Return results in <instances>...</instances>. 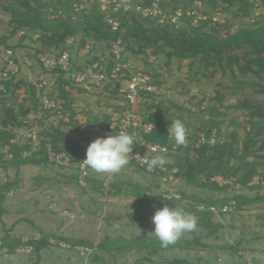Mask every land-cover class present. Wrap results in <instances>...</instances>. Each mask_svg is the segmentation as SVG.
Segmentation results:
<instances>
[{
    "label": "rangeland",
    "instance_id": "1",
    "mask_svg": "<svg viewBox=\"0 0 264 264\" xmlns=\"http://www.w3.org/2000/svg\"><path fill=\"white\" fill-rule=\"evenodd\" d=\"M10 1L12 0H0V40L5 36L8 37L16 25L12 20L13 16L4 9V6ZM44 1L48 2L49 0ZM69 1H71L69 9L67 7L58 9L65 11L64 17L71 12L72 18H76L75 23H78L80 15L84 12L101 9L107 17H111L114 11L120 9L127 11L126 6L128 5L129 11L133 10L132 13L136 14L138 18L140 17L139 19L142 21H144L142 16L149 19L159 17L158 22H163L167 17H171V22L179 26L185 21L177 20L175 14L179 16L181 13L180 17H184L186 13L188 14V10L197 11L199 13L195 18L199 19V15H203L204 9H210V5L208 6L207 3L201 5V2L196 3V0L195 2L192 0ZM176 3L180 5L185 3L191 8H187V12H184L181 6L176 10L180 12L176 13L173 11ZM161 5H166V9H163ZM237 10L235 7L233 10L226 11L224 17H220L222 22L228 19L233 24L232 30H236L239 26L251 25L257 20L255 15L249 19L235 18L234 11ZM52 11L53 8L49 7L48 16L50 18L48 17V19L55 17ZM111 21L114 26L120 24L119 20ZM50 23L52 21H49ZM23 34L24 31L20 30L10 37L9 45H18ZM29 35H31V39L22 40V44L17 48L6 49L5 46H0L2 66L10 71L11 76L18 73V79L31 81L35 86L41 88L46 85L43 96L52 95L54 101L61 99L57 103V111L62 110L64 104V100L61 98L62 88L68 91L69 104L72 110L77 112L76 119L84 124L97 116H105L116 103L120 102L117 99L122 94L117 93L114 86L94 87L91 85L87 88L83 85L80 87L76 85L78 82L72 75L67 72L62 78L59 72L46 73L48 68L35 58V47L44 50L39 54L40 59L49 55V47L40 40L38 32L29 33ZM82 38V34L79 33L68 38L64 44V50H68L73 58L71 71L75 74L78 73L77 69H86L89 60L95 57H104L109 52V49H101L102 45L96 49L92 47L90 51L91 39L83 48ZM61 49L57 50L61 51ZM127 64L133 71L145 72L151 80L157 81L153 84L155 88H159L158 93L163 99L162 101L169 107H173L175 104L190 109L189 113L186 110L173 107L174 112L177 113L175 118H179L184 123L187 131L192 129L193 134L202 122H209L211 117L204 111L215 103V100L209 97L214 95L215 91H220L225 97L220 111H226V114H218L215 111L213 118L219 121L223 137L228 136L234 130L237 131L236 145L239 147L242 145L248 118L244 112L234 111L227 106L236 104L244 96L251 99L264 98L255 92L253 85L245 83L244 80L235 82L229 77H222L221 73L213 74V67H210L209 70H202L198 59H186L181 62L173 59L168 62L164 58L156 57L151 50H147L145 54L129 52ZM120 82H122L123 89L128 88L127 81ZM80 88L83 90H79ZM26 89L29 87H23L15 96L13 94L7 96L5 98L7 105L15 108L20 106L26 96ZM144 98L146 99L145 94ZM202 101L205 102L202 103ZM46 106L43 102L37 116L33 114L34 118L27 117L25 119H29V123L33 127L24 126L21 129H16L17 137L13 139V142L25 145L32 141L35 147L40 142L41 126L48 129L60 124L62 113L56 114L57 111H50L51 108ZM65 109L67 114L64 120L70 121L72 110H68V107ZM63 127L65 130L71 128L68 125ZM216 131L215 129L213 134L215 139L213 138L210 143L216 140ZM82 143L85 144V141L82 140ZM2 151L7 153L6 157H11V153L8 152L9 146L2 148ZM48 151L51 157H54L55 150L51 146L48 147ZM56 161H53L57 163L55 165H24L19 172L15 168H10L9 175L0 166V181L10 180L16 184L6 193V197L0 203V245L5 238L10 242L21 239L22 242L27 243L45 237V235L49 237L51 243L50 246L42 250L40 256L33 249L31 251L22 250L25 244L17 247L14 252H10L7 246H2L0 247V264H173L176 257L185 259L183 264H245V261L246 264H264V189L257 191L246 188L245 193L251 194L253 197L256 193H260L263 198H259L260 200L245 206L238 212H231L236 208L234 207L228 209L229 212L225 216H220L221 209L216 207L214 209L215 216L216 218L221 217L225 225L215 234H207V228L199 225L202 219L196 210L203 208L202 201L217 199L234 192H219L191 186L174 174H171L173 175L171 179L167 181L160 179V181L159 178L156 179L133 168L123 169L116 175L97 174L89 168L83 169L80 166L82 162L78 164L69 162L64 165ZM173 161L175 159L171 158V162ZM257 161H261V158H255V162ZM260 169L264 172V168L260 166ZM177 170L178 168L175 167L173 173ZM257 176L259 175H256L251 183L259 184L261 182L264 185V180H260V176ZM234 180L236 179L234 178ZM138 183L141 188L151 186L152 190L147 193L148 195L152 193L151 197L158 201L164 202V199L168 197L181 199L179 200L180 208L195 218V229L185 232L175 244L162 248L163 250L157 253L149 254V250L152 249L149 246L138 250L133 243L138 234L149 236L160 244L152 233L155 226L151 218L155 211L164 205L160 202H153L154 200L150 201L148 198H139L137 190L134 188ZM228 206L230 207L232 204ZM198 236L201 242L196 241ZM69 238L83 242L73 248L72 242L67 240ZM102 242L110 246L120 245L123 250L105 252L99 248V244ZM230 245L236 246V248L233 249Z\"/></svg>",
    "mask_w": 264,
    "mask_h": 264
},
{
    "label": "trees",
    "instance_id": "2",
    "mask_svg": "<svg viewBox=\"0 0 264 264\" xmlns=\"http://www.w3.org/2000/svg\"><path fill=\"white\" fill-rule=\"evenodd\" d=\"M193 1L195 2V0ZM202 1L205 4L207 3L208 6L210 5V9L203 10L207 18H199L197 23H193L196 15L191 16L186 13L185 16L183 15L184 17H180L183 22L185 21L184 24L178 26L171 22V17H167L163 22H158L159 17L149 19L142 16L141 18L144 20L142 21L139 19L140 17L138 18L136 14L132 13L133 10L123 11V9L114 11L111 17H107L101 9H93L90 12L82 13L78 23H75L76 18H72L73 14L71 12L64 17L63 13L65 11H59L58 9L59 7H67L69 9L71 6V1L69 0H49L48 2L44 0H15L13 2L12 0L4 6V9L13 16L12 20L16 25L8 37L1 38L0 46L3 45L6 49L17 48V46L19 47L22 44V40L31 39L29 33L38 32L40 40L49 47L48 52L50 54H59L64 50V44L68 38L81 33L83 36L81 40L83 48L87 45L88 40L91 39L90 51L92 47L96 49L99 45L103 46L101 49H109V52L104 57H95L89 60L87 68L93 67L95 63H98L99 66L95 68L96 70L102 72L107 70L110 73L114 64L113 45L118 40H121L122 45L125 47L123 54L126 62L129 52L145 54L147 50H151L156 57L159 59L164 58L168 62L173 59L180 62L186 59H198L202 70H209L210 67H213V74L216 72L221 73L222 77H229L235 82L244 80L245 83H250L254 86L256 93L264 96V0H259V2L258 0ZM149 4L151 3L149 2ZM161 6L166 9V5ZM181 6L184 12H187V8H191L185 3L181 5L176 3L173 11L175 12ZM220 6L221 8H219ZM49 7L53 8L52 14L55 17L52 19H48ZM139 7L141 8V4ZM235 7L238 9L234 11L235 18L249 19L255 15L257 18L255 23L248 26H239L236 30H232L233 24L228 19L224 22L214 19L215 15L224 17L226 11L233 10ZM111 20H119L120 24L115 28ZM49 21H52V23L49 24ZM20 30L24 31L21 41L18 42V45H9V38ZM59 48H62L61 51L57 50ZM35 49V58L43 64L39 54L44 50L39 47H35ZM71 60H73L72 56ZM87 68L77 69V72H84ZM131 70H126L125 79L130 77ZM57 72L60 73L61 78L66 73L60 67L46 70L48 74ZM17 74H14L11 78H2L0 80V166L3 167L8 175L10 168H15L19 172L24 165L47 166L57 164L49 159V146L57 152H67L70 155V162L78 164L86 157L88 145L97 137L116 135L115 129L111 128V124L114 121L112 111H109L103 117L97 116L87 121V124H84L76 119L77 112L72 110L69 104L68 91L62 88L63 94L61 98L64 100L62 110L57 111V103L61 99L56 98L55 106L49 109L50 111H57L55 112L56 114L62 113L60 124L48 129L41 126L42 130L39 131L40 142L35 147L32 141L25 145L13 142V139L17 137L16 129H21L24 126L33 127L29 123L30 120L25 119L27 117L34 118L33 114L37 116L41 111L40 107L43 106L44 102L42 100L43 90L47 87L44 85L41 88L35 86L31 81L18 79ZM152 81L157 83L154 79ZM121 84L122 82L120 81L116 82L107 79L101 85L89 82L76 85L80 87L84 85L87 88L91 85L94 87L102 85L114 86V90L122 95L117 99L120 102L116 103L113 108L122 111L126 107V105L121 104L126 100V93L121 91ZM1 85L4 87L2 88ZM27 86L29 89H26V96L20 106L15 108L7 105L5 101L7 96L10 94L15 96L23 87ZM158 89L152 92L142 91L146 95L144 104L149 110L145 114L144 120L153 124L152 131L146 137L154 142L168 145L170 153L167 157L175 159L172 163H168L169 171L167 172L173 173L174 168L177 167L178 170L173 174L186 181L188 185L219 192H234L231 195H224V197H218L217 199L202 201L201 205L203 208L196 210L202 219L199 225L207 228V234H215L225 225L221 217L216 218L214 213L216 207L221 209L220 212L222 213L220 216H225L229 211H222V208L231 204V201L236 202V208L231 211L234 213L242 210L245 206L252 205L260 200L259 198H263L260 193H256L253 197V195L245 193L244 190L246 188L257 191L264 189V185L261 182L259 184L251 183L256 175L260 176V180H264V172L260 169V166L264 168V98L251 99L248 96H244L236 104L227 106V108L234 109V111L240 110L244 112L248 118V125L244 129L245 135L241 147L236 145L237 131L234 130L228 136L223 137L219 121L213 118L215 111L218 114H226V111H220V106H223L225 97L220 91H215L214 95L209 97L215 100V103L204 111L211 117L209 122H202L194 134L192 129L187 131V145L174 148L175 143L169 136L168 128L172 121L179 118H175L177 113L176 111L174 112L173 107L183 111L186 110L189 113L191 111L175 104L173 107H169L167 103L162 101L163 99H161ZM79 90L82 91L83 88ZM49 99H54V97L49 95ZM204 102L202 101V103ZM65 107H68V110H72L70 121L64 120L67 114ZM64 125H68L71 128L65 130ZM215 129L217 130L216 140L212 144L210 139L213 137ZM202 134H205L203 142L200 140ZM82 140L85 141V144L82 143ZM5 146H9L8 152L11 153V157H6L7 153L2 151ZM255 158H261V161H257V163ZM127 168L136 169L156 179L159 178V180L165 174L161 169H157L156 173H148L144 166H141L131 158L129 165L125 169ZM216 175H220L224 179L235 178L236 180L221 185L219 182L212 180V177ZM15 186L16 184L10 180L0 181V203L6 197V193ZM134 188L137 190V196L141 199L148 198L150 201L154 200L153 202L167 204L170 207H180L179 200L181 199L168 197L164 199V202H161V200L158 201V199L151 197L152 193L148 195L147 192L152 190L151 186L141 188L138 183L135 184ZM67 240L72 242L71 246L73 248L78 243L83 242L70 238ZM196 241L201 242L199 236ZM133 243L138 250L148 248V246L152 247V249L149 248V254L163 250L160 244L146 235L138 234L135 236ZM23 244H31L33 251L38 256L41 255L44 248L51 245L49 237L45 235V237L31 240L27 243L22 242L21 239L10 242L5 238L0 247L7 246L10 252H14L17 247ZM230 246L233 249L236 248V246ZM99 248L105 252L123 250L120 245L110 246L105 242L100 243ZM96 258L100 259L99 257ZM184 260L181 257H176L173 264H183Z\"/></svg>",
    "mask_w": 264,
    "mask_h": 264
},
{
    "label": "built area",
    "instance_id": "3",
    "mask_svg": "<svg viewBox=\"0 0 264 264\" xmlns=\"http://www.w3.org/2000/svg\"><path fill=\"white\" fill-rule=\"evenodd\" d=\"M199 1L201 2V5H204L202 0H196V3ZM129 6H126V10H129ZM180 12L179 10L176 11ZM199 12L197 11H189V15H197ZM203 15H199V18H207V15L205 13H202ZM177 20H180V16H177L176 14L174 15ZM215 20L221 21V18L219 15L214 16ZM175 20V21H177ZM196 18H194L193 23H197ZM118 25L115 26V28ZM113 53H114V64L111 69V72L108 73L107 70L105 71H99L96 70L99 66L98 63H95L93 67L87 68L86 71L84 72H78V73H72L71 71V54L69 53L68 50H63L59 54H50L48 56H44L41 58L43 61V64L46 68L49 69H55L57 67L62 68L64 71L67 73L71 74L74 80L78 83H94L96 85H101L102 82H104L107 79H110L111 81H127L128 83V88L121 90L125 92V102L121 103L126 105L125 109L116 110L115 108L112 107L110 111H112V114L114 115V121L111 124V128L115 129V134H119L121 131L134 134L135 140L137 141V144L133 148V152L131 154V159H133L135 162L139 163L141 166H144L148 173H156L157 169H161L162 171L165 172L163 176L160 178L162 180H169L172 178L173 173H168L169 171L168 168V163L171 162V158L168 157L169 162L163 167H156V168H149L148 167V162L149 160L156 154H162V155H168L169 152V146L159 143V142H154L152 140H149L146 135L149 134L152 129H153V124L151 122H146L144 120L145 114L149 111L147 106L144 104L146 102V99L144 98V93L142 92L143 90L145 91H155L157 88H155V85L153 84V81L151 78L144 72L142 71H133L131 68L128 66L127 62L124 60V54L123 51L125 50V47L122 45L121 40H118L116 43L113 45ZM1 58V57H0ZM126 70H131L130 77L128 79H125L124 77L127 75ZM11 73L8 69H5L2 66V60L0 59V80L2 78H11ZM2 88L4 86H1ZM43 101L47 105V108H52L55 106V101L53 99H49L48 95L43 96ZM215 139V136H213L212 139ZM205 139V134H202V138L200 139L201 141ZM215 142V141H214ZM213 142V143H214ZM212 143V144H213ZM176 148L177 146H173ZM152 149H155V151H152ZM48 154L50 156V160L56 161L60 164L67 165L71 160H70V155L66 152H56L54 154V157H51L50 152L48 151ZM86 159V157L84 158ZM83 169H86L87 166L84 164L82 161V164L80 165ZM177 168V167H176ZM175 169V168H174ZM218 177V179H216ZM216 177H212V180H215L219 182V184H224L227 182H232L231 180L234 179H224L220 175H216ZM259 177V176H257ZM260 178V177H259ZM261 179V178H260ZM232 206H224L222 208V211H228V209H233L236 207V202L232 201L231 202ZM33 249V246L30 244H25L24 247H22V250H28L31 251ZM19 250V249H18Z\"/></svg>",
    "mask_w": 264,
    "mask_h": 264
},
{
    "label": "clouds",
    "instance_id": "4",
    "mask_svg": "<svg viewBox=\"0 0 264 264\" xmlns=\"http://www.w3.org/2000/svg\"><path fill=\"white\" fill-rule=\"evenodd\" d=\"M168 133L175 146L187 145V128L180 119L171 122ZM136 144L134 134L123 131L117 135L97 137L88 145L83 162L97 174H119L129 165ZM168 162L166 155L156 154L149 160L148 167L163 168ZM151 221L155 226L152 233L163 248L175 244L185 232H190L196 227V220L191 214L180 207H170L167 204L155 211Z\"/></svg>",
    "mask_w": 264,
    "mask_h": 264
}]
</instances>
